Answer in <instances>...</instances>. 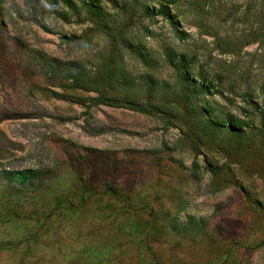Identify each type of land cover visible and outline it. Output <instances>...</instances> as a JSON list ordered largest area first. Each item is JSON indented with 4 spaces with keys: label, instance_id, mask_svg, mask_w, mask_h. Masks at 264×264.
<instances>
[{
    "label": "rangeland",
    "instance_id": "1",
    "mask_svg": "<svg viewBox=\"0 0 264 264\" xmlns=\"http://www.w3.org/2000/svg\"><path fill=\"white\" fill-rule=\"evenodd\" d=\"M69 1L0 0V264H264V0Z\"/></svg>",
    "mask_w": 264,
    "mask_h": 264
},
{
    "label": "trees",
    "instance_id": "2",
    "mask_svg": "<svg viewBox=\"0 0 264 264\" xmlns=\"http://www.w3.org/2000/svg\"><path fill=\"white\" fill-rule=\"evenodd\" d=\"M27 1H31V2H37L38 0H27ZM81 1V5L85 6L87 9H89V11L96 15V17L98 18L97 20L100 21V19L104 18L107 14L105 13V8L103 7L102 4V0H80ZM109 3H113L114 0H106ZM63 3L68 4V2H70L69 0H62ZM36 10V7L33 8ZM164 7H160L159 12L160 14L170 18V15L168 14L167 11L163 10ZM94 22V21H93ZM103 32L110 36L109 32L106 31V28H102ZM52 66V64L50 65ZM73 81H76L78 79L77 76L73 75L72 77ZM132 110H136V111H142V112H147L146 109H143L141 107H137L134 105H130L129 107ZM228 124L230 125L231 129L234 130H240L239 128V121L233 119V118H228ZM39 173H41L38 170H31V169H23V170H2L0 171V180H7V181H18L21 184H27V183H31L34 182L36 180H38V175ZM105 192H108L110 195L114 196L116 199L121 200L120 199V195L118 194V192L116 190H114L109 184L105 185ZM96 191H94V189H92L91 187H85V185H83V191H80V195L78 196V203L76 205H74V203H72L71 201H69L67 199V193H57V194H53L52 195V199H53V203H54V209L53 210H59L61 208L64 207H69V208H82L85 205V197L84 194H88V193H95ZM73 194H75V191L73 192Z\"/></svg>",
    "mask_w": 264,
    "mask_h": 264
}]
</instances>
